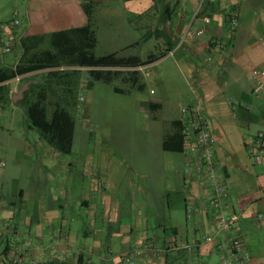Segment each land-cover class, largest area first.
Instances as JSON below:
<instances>
[{
	"label": "crops",
	"instance_id": "0c3cea01",
	"mask_svg": "<svg viewBox=\"0 0 264 264\" xmlns=\"http://www.w3.org/2000/svg\"><path fill=\"white\" fill-rule=\"evenodd\" d=\"M19 2L20 8L8 14L2 9L6 4ZM121 4L126 15L121 26L124 24L128 29H124L125 34L136 31V20L148 14L149 32L145 41H153L156 36L157 49L137 51L140 41L135 36L129 39L124 33H117L116 36L127 41L115 39L112 53L136 63L88 67L62 62L58 66L16 73L26 46L27 52L50 48L55 31L83 26L73 25L70 17L74 10L88 15L86 8H89L92 16L93 9L91 0H0L4 38L12 45L10 51L4 52L0 42V76L13 73L12 77L0 81V85L9 87L10 96L9 101L0 105L3 117L7 115L5 110L14 113L17 104L24 109L18 102L23 97L16 96L14 100L13 96L25 83L27 89L31 84H42L51 78L49 72L54 70L70 72L81 87L83 71L89 73L91 68L123 73L136 71V85L142 89L146 84L140 81V72L159 61L140 63L139 60H150L160 53L167 54L165 58L175 57L176 69L185 80V92L180 96L186 104L174 108L176 103L168 102V96L174 95L169 91L171 85L167 87L168 93L148 101L151 110L173 105L165 112L170 129L161 134L163 160L155 166L139 163L130 172H121L118 161L100 164L94 160H64L72 152H59L36 129L29 127L28 122L27 127L38 132L32 138L28 132L21 137L11 128L2 130V134L0 131L3 169L0 187L9 180H18L15 172L6 178L4 167L6 159H10L13 165L27 163L24 170L30 190L33 189L31 194L27 187L16 186L0 195V222L12 220L9 229H0V264H9L13 253H26L33 263L58 257L73 263L80 259L85 264H124L119 254L133 244L141 245L144 250L138 264H164L163 248L180 241L190 242L208 233L213 210L193 162L186 164V146L182 151L165 150L162 146L163 140L174 132L175 122L182 119L186 107L196 103L211 122L216 140L217 173L229 189L231 212L238 215V226L229 236L238 235L244 240L250 264H264V159L253 162L249 153L254 136L264 129V90L255 85L252 75L254 67L264 69V0H121ZM228 8L239 11L237 26L231 24ZM153 9H158L154 17L150 16ZM14 11L19 14V23L10 25ZM166 12L168 17L164 16ZM205 17L210 18L208 23ZM200 28L204 30L202 34L197 33ZM41 35L45 37L40 42L35 36ZM219 42L223 47L217 45ZM5 118L6 122L13 120ZM35 155L39 156V162L30 160ZM143 166L159 171L147 172L142 170ZM162 175L164 184L174 180V189L165 186L155 190L154 183ZM174 193L185 201V209L187 203L194 207L185 229L165 221V210L170 209V196ZM155 197L159 203L154 201ZM162 202V207L158 206ZM160 208L164 209L163 213ZM219 239L223 243L224 236ZM196 249L200 264H213L204 261L212 253L218 256L217 264L221 263L216 244L202 241Z\"/></svg>",
	"mask_w": 264,
	"mask_h": 264
},
{
	"label": "rangeland",
	"instance_id": "374dc122",
	"mask_svg": "<svg viewBox=\"0 0 264 264\" xmlns=\"http://www.w3.org/2000/svg\"><path fill=\"white\" fill-rule=\"evenodd\" d=\"M20 5V2L18 4H11V6L6 4V7L3 6L2 9L8 14L14 8L18 7L17 9H19ZM91 5L93 9L92 16L74 10L70 18L73 19V25H89L91 30L94 31L95 36L91 33L88 40L86 66L97 67L100 66V62L98 61L100 56H106L114 51L115 39L121 42L127 41L124 40L126 38L119 36L122 33L125 34V30L128 31V29L124 24L121 26V23H124V17H126L122 11L121 0H91ZM157 10L153 9L150 12V16L154 17L158 13ZM148 22V14L145 17L138 18L134 23V26L138 27V29L136 31L133 29L134 31H131V35L130 33H128L129 35L125 34L129 39L135 36L140 41L136 46L137 51L145 52L149 48L153 50L157 49L156 36H153V41H145L146 35L149 32ZM117 33H120V35L116 36ZM166 55L160 53L150 60H139L140 63L159 61L153 67L140 72V81L146 84L142 89L134 85L131 80H124L121 77H114L111 82L93 80L87 71H83L84 81L82 83L84 85L81 87L78 83H73L71 86L73 92L72 94H67L68 99L64 102V106L73 114L76 121L72 153L64 156V160L70 159L74 162L94 160L100 161V164L118 161L116 163L120 164L121 172H130L132 166L139 165L142 162L155 166L163 160L161 134L163 131L170 129L165 112H168V107H173L171 104L176 103L174 108H181L186 105L180 96L185 92V80L176 69L175 63L177 62L175 57L167 56L165 58ZM92 58H94L93 61L90 60ZM90 63L94 65H90ZM88 80L93 81L92 87L87 86ZM168 85H171L169 87L170 93L174 94L168 96V102L171 104H168L167 108L151 110L148 106V101L160 97L163 92L165 94L166 92L168 93ZM52 87L61 93L64 91L65 84L61 83L58 85L55 82ZM151 89H153V93H151ZM181 92L182 94H180ZM82 96H84L83 100L81 99ZM49 99L52 101L54 98L49 96ZM47 103L48 116H51L54 104H50L49 101ZM16 106L14 113L11 110H5L4 112L7 113L6 116L8 118L10 117L9 119H13L12 122H6V116L3 117L0 114L1 134L2 130L11 128L15 133H20L21 137L25 132L29 133L30 136L28 137L30 138H32V134L36 136L37 131L27 127L26 113L22 105L17 104ZM253 130H255V127L252 128ZM30 160L39 162V156L35 155ZM6 161L7 166L4 167V170L7 172L6 178L10 176L8 174L13 175L14 172L19 176L16 182L9 180L4 186H1L0 195L5 192L9 193L16 186L27 187V190L29 189L32 194L33 189L30 190V181L27 172L25 173L24 170L27 163L23 162L20 166L13 165L10 159H6ZM149 167L151 166H148V168L143 166L142 170H146L147 172L156 170L155 173L159 171L157 168L150 169ZM2 170L0 167V173ZM161 179H163V175L158 177L157 183H154L155 190L165 186H169V189H174L175 183L173 179L165 182V184ZM122 195L124 196L125 194ZM154 201L159 203L156 197ZM166 204L167 202H165V206ZM159 205L162 207L163 202ZM160 211L163 213L164 209L160 208ZM165 211L167 214L166 220L163 217L162 219L168 221L169 224H176L184 228L187 220L185 201L180 200L176 193L170 196V209L166 207ZM262 245H264L263 239ZM204 261L217 264L219 260L217 254L212 253L210 259L205 258Z\"/></svg>",
	"mask_w": 264,
	"mask_h": 264
},
{
	"label": "trees",
	"instance_id": "16d2710c",
	"mask_svg": "<svg viewBox=\"0 0 264 264\" xmlns=\"http://www.w3.org/2000/svg\"><path fill=\"white\" fill-rule=\"evenodd\" d=\"M90 7V4L89 6ZM88 16L91 15L89 8H86ZM168 12L164 14L165 17H168ZM95 36L93 30H91L89 25H83L71 28L69 30H59L55 31L52 34V41L50 48L41 50L27 52V46L25 47V52L23 57L19 60L16 66V73H23L32 70L48 68L53 66H58L62 62H67L68 64L73 65H86V54L88 50V40L90 34ZM39 38V41L44 40V36H35ZM94 39V37H93ZM40 41V42H41ZM95 41V39H94ZM94 58L90 59L93 61ZM100 66H119V65H129L132 62L129 58H122L117 56L115 53H110L106 56H100L98 60ZM90 65H94L91 64ZM95 67V66H93ZM89 76L93 80L111 82L114 77H122L125 80H131L134 85L137 84V75L136 71H129L123 73L120 70L113 69H102V68H91L88 70ZM13 73H5L0 76V81L6 80L12 77ZM50 79L46 80L42 84H31L29 88L24 92L22 99L18 102L22 103L26 113V120L28 126L36 129L40 137L44 139L47 143L55 147L59 152L63 154H69L72 150L76 121L73 114L64 106L65 100L68 99L67 94H72V84L75 83L70 72L65 70H54L49 72ZM65 84L64 91L59 93L56 89L52 87L53 83ZM88 87L93 86V81L89 80ZM49 96L54 99L50 101ZM10 100L9 96V87L5 84L0 85V105ZM54 100H56L54 102ZM54 104L51 116H48L47 102ZM184 122L182 119L175 122L174 132L168 135L162 143L163 149L165 150H175L182 151L184 149ZM238 226V223H237ZM236 226V227H237ZM208 233H205V235ZM202 235L201 237H203ZM238 236V235H236ZM231 236V237H236ZM199 239V244L204 241ZM240 237V236H239ZM205 242V241H204ZM177 244V243H176ZM174 245L163 248L161 253L163 254V263L164 264H200L199 256L197 254L196 247L193 249L188 248H178ZM139 244L130 245L127 249L123 250L119 256L126 250H129L132 246ZM245 245V243H244ZM218 249H221L219 244H216ZM234 250V249H233ZM236 252V250H234ZM246 252L248 250L246 248ZM249 255V254H248ZM142 256V255H141ZM140 256V257H141ZM140 257H136V263ZM221 258V257H220ZM121 261L124 264V259ZM28 264H85L83 260L79 259L78 263L69 262L67 260H61L58 257H53L52 259L38 262V263H28ZM220 264H223L222 261ZM250 264V261L246 262Z\"/></svg>",
	"mask_w": 264,
	"mask_h": 264
},
{
	"label": "built area",
	"instance_id": "2783aa9c",
	"mask_svg": "<svg viewBox=\"0 0 264 264\" xmlns=\"http://www.w3.org/2000/svg\"><path fill=\"white\" fill-rule=\"evenodd\" d=\"M230 22L233 26L239 23V11L228 8ZM17 12L10 20V25H17L19 19ZM204 21L208 23L209 17H205ZM5 25L0 23V42L2 43L3 51L11 50V41L4 38ZM203 28H200L197 33L202 34ZM223 47V43H217ZM252 75L255 80V85L264 90V69L254 67ZM84 96L81 97L83 100ZM182 120L184 122V143L186 146V164L193 162L200 183L205 187L208 204L213 210V223L208 234L201 237L207 243L219 244L221 249V261L223 264H246L250 261V256L246 252L244 240L239 237H231L229 234L235 230L238 223V215L231 212V206L228 201L229 189L225 182L217 173V164L214 159V146L216 144L215 137L212 133L211 122L209 118L202 112L199 104H193L186 107ZM250 157L253 162H262L264 159V129L258 131L253 138ZM191 161V162H190ZM4 165L5 162L2 161ZM188 168V166L186 165ZM194 213L192 204L186 205V217L191 219ZM12 225V220L8 222H0V229H9ZM224 236L223 243H219V237ZM199 244V239L194 238L192 241H180L176 244L178 248L193 249ZM236 252H234V250ZM144 250L138 245L132 246L129 250L122 253V260L128 264H137L135 258L143 255ZM2 257L0 255V263ZM33 263V260L28 254H11L9 264H28Z\"/></svg>",
	"mask_w": 264,
	"mask_h": 264
},
{
	"label": "water",
	"instance_id": "95a60500",
	"mask_svg": "<svg viewBox=\"0 0 264 264\" xmlns=\"http://www.w3.org/2000/svg\"><path fill=\"white\" fill-rule=\"evenodd\" d=\"M27 86H28V84L25 83V84L20 88L18 94H16V95L13 96V99L16 100V99H17L16 96H18L19 98H22V97H23V94H24V91L27 89Z\"/></svg>",
	"mask_w": 264,
	"mask_h": 264
}]
</instances>
